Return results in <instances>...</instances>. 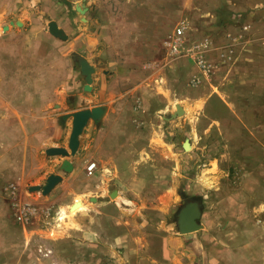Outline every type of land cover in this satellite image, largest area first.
<instances>
[{
  "label": "crops",
  "instance_id": "1",
  "mask_svg": "<svg viewBox=\"0 0 264 264\" xmlns=\"http://www.w3.org/2000/svg\"><path fill=\"white\" fill-rule=\"evenodd\" d=\"M159 1L0 0V94L11 97L3 103L11 118L50 110L34 101L45 95L60 104L54 118L51 111L43 117L53 123L46 149L67 147L71 118L60 116L106 106L99 123L83 130L69 157L71 172L60 169L64 158L57 156L47 155L43 174L0 162V264H264V143L246 129L238 111L247 107L233 93L256 75L233 60L245 44L224 38L233 42L226 44L234 50L224 66L229 74L195 96L182 83L198 69L181 49L172 51L174 28L162 26ZM247 3L222 0L215 10L188 0L185 8L195 15L228 9L246 20L261 0ZM50 21L60 35L50 33ZM176 25L191 27L182 19ZM210 41L209 57L216 48ZM76 55L95 68L91 90L84 89ZM177 103L186 116L175 129ZM188 131L186 153L180 138ZM201 156L205 163L197 162ZM51 173L62 180L50 193L29 191ZM4 179L21 190L19 201L36 206L29 222L18 197L10 211L3 208ZM189 200L201 201V227L182 233L178 212Z\"/></svg>",
  "mask_w": 264,
  "mask_h": 264
},
{
  "label": "rangeland",
  "instance_id": "2",
  "mask_svg": "<svg viewBox=\"0 0 264 264\" xmlns=\"http://www.w3.org/2000/svg\"><path fill=\"white\" fill-rule=\"evenodd\" d=\"M175 1L179 4L181 3V11H175V8H179L178 4H175ZM197 4L202 5L205 3L208 6H211L213 9H217L219 1L222 0H195ZM234 2V5H238L239 3H246V7L248 6L247 1L253 0H230ZM161 9H165V12L159 15L160 22L162 26L165 27L166 31H172L174 28V35L179 27H183V32L181 34L180 39H182L183 45L179 50H182V56L190 58L193 62L194 66L198 70L194 72V74L187 81L186 79L183 86L188 89H192V91L196 92L195 96L201 95L202 92L210 89L212 86H221L226 79V75L229 72L224 69V66L231 60L230 55L233 51H231V46H226L227 43L233 42H225L224 38L229 37L233 41H242L244 42V46L240 48L239 51H235V57L233 60L245 61V69L246 73H256L255 76L248 77L245 76V84H243L242 88L239 89L238 92L234 95L237 96L239 102L241 104H245L247 108L244 110H240L238 112L241 113V120L247 123L248 131H256L258 135L262 138V144L264 143V0H261V4L256 6V8H250L249 11H246L244 17L246 20H243L241 17L233 16L231 12L227 9L225 12L221 13H213V15H205V14H189L187 12L185 5L188 3V0H164L159 1ZM239 6V5H238ZM230 7H235L232 4ZM188 21L191 27L186 28L183 25H176L180 20ZM206 27V29H205ZM174 38V37H173ZM215 45V50L212 52L211 57L206 55L207 50L210 48L211 39ZM208 41L207 47L205 46V59L208 64L209 70H206L192 59L188 54V48L192 43H198L201 41ZM225 44V45H224ZM192 47V46H191ZM230 47V48H228ZM241 52V53H240ZM210 60H208L207 59ZM240 57V58H239ZM189 59V60H190ZM227 66V65H226ZM241 91V92H240ZM10 96H4V94H0V162H4L7 168L19 166L21 172L23 174H30L34 172L35 174H43L46 167V146L48 144L49 138V130H53V123H49L43 117L47 116L48 112L51 111L53 118L56 116V113L60 111V104L55 105V102L48 103L46 101L45 95H37L34 100L37 105L42 104V100L44 104H49L50 110H21V113L30 115V118H17L18 114L14 115L15 118L12 119V115H9V111L3 106V103L7 105V102L10 100ZM47 98V95H46ZM41 100V101H40ZM249 105V106H248ZM253 106L254 113L252 108H248ZM173 109V108H172ZM175 109V108H174ZM173 109V110H174ZM212 110V109H211ZM176 110L174 111V113ZM191 112V111H190ZM220 113H223L219 111ZM167 113V112H165ZM173 113V114H174ZM194 113V111L192 112ZM35 115L34 119H31V115ZM196 115V112H195ZM201 115V114H200ZM198 115L199 117H202ZM186 114L182 113L180 115L170 116L172 119L170 121H174L173 126L178 128V124L176 121H182L185 118ZM255 116V117H254ZM204 117V116H203ZM205 118V117H204ZM255 119V120H254ZM52 122L54 120H51ZM168 121V120H167ZM167 128H170L167 125ZM179 123V122H178ZM256 123V124H255ZM258 123V124H257ZM256 126V127H255ZM172 131L173 129L170 128ZM236 129H232L231 132H235ZM238 132V131H237ZM247 132V131H246ZM191 135L189 131L187 133H183L180 138V143L182 144L185 139L189 140L190 143ZM205 143H203L204 145ZM204 151L209 150V146L202 147ZM192 149H184L182 145L183 152H188ZM206 156V154H205ZM205 156H201L197 159L198 163H205L207 160ZM192 162V160H191ZM193 165V162H192ZM199 167L205 168V165H200ZM190 171L189 167H186L184 170V175H188ZM187 180V179H186ZM4 189L2 191L3 195V208L5 210L10 211V203L13 197L10 187V182H7L6 179L3 181ZM19 193H21V190ZM17 191V193H18ZM198 196H205L204 191L198 192ZM201 193V194H200ZM202 195V196H201Z\"/></svg>",
  "mask_w": 264,
  "mask_h": 264
},
{
  "label": "water",
  "instance_id": "3",
  "mask_svg": "<svg viewBox=\"0 0 264 264\" xmlns=\"http://www.w3.org/2000/svg\"><path fill=\"white\" fill-rule=\"evenodd\" d=\"M77 9L84 13L85 10L78 6ZM48 28L51 34L60 35V30L57 27L55 21H50L48 23ZM75 61L79 65L80 73L84 77L85 90H91L92 83V74L95 71V68L89 63V61L82 55H76ZM106 112L105 105H96L91 108L79 109L76 111L64 113L60 116L61 121H65L68 118H71V132L69 135V141L67 147L64 146H50L45 152L48 156H57L63 157L60 164V169L64 172H71L73 165L69 160L70 156L76 154L79 144L80 136L89 123L93 121L94 123H99ZM183 113V108L181 105L176 106V112L172 115H180ZM184 149H189L190 144L189 140L185 139L183 142ZM62 180V176L58 173H51L47 176L44 183L35 184L29 186V191H39L43 195H47L50 191ZM201 217V201L200 200H189L184 203L178 212L177 223L179 230L182 233H188L196 231L201 227L199 219Z\"/></svg>",
  "mask_w": 264,
  "mask_h": 264
},
{
  "label": "built area",
  "instance_id": "4",
  "mask_svg": "<svg viewBox=\"0 0 264 264\" xmlns=\"http://www.w3.org/2000/svg\"><path fill=\"white\" fill-rule=\"evenodd\" d=\"M182 32H183V27L177 28L175 32V36L173 38L174 41L171 45V49L173 52H178L179 47L181 48V46L183 45L184 41L180 39ZM207 44H208V41H205V40L198 42V43H192L191 44L192 47L190 46L187 50H188V54L190 55V57H192V59L195 60L200 65V67L206 70H209L208 64L206 62L205 55H204V52H205L204 48L205 46L207 47ZM94 166H95V163L89 164L87 166V170L91 172ZM9 189H11L12 194H13L12 199L15 201L16 198L18 197V201H19L20 196L17 193L18 190L15 187H12L11 185ZM19 204L20 206H22V208L20 209L22 211L21 217L23 219V222H29L31 219V216L36 211V206L33 203H31V201H27V200L19 201ZM48 252H50V250H48Z\"/></svg>",
  "mask_w": 264,
  "mask_h": 264
},
{
  "label": "bare ground",
  "instance_id": "5",
  "mask_svg": "<svg viewBox=\"0 0 264 264\" xmlns=\"http://www.w3.org/2000/svg\"><path fill=\"white\" fill-rule=\"evenodd\" d=\"M177 104H178V103H177ZM178 105H180V104H178ZM181 107H182V106H181ZM183 112H184V109H183ZM184 113H185V112H184ZM205 177H206V176H205ZM208 178H209V177H208ZM208 178H207V179H208ZM207 183H208V182H207ZM207 183H206V184H207Z\"/></svg>",
  "mask_w": 264,
  "mask_h": 264
}]
</instances>
